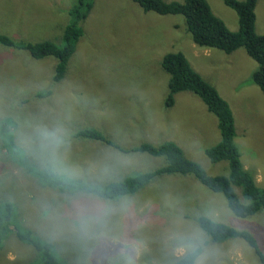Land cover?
<instances>
[{
  "label": "rangeland",
  "instance_id": "obj_1",
  "mask_svg": "<svg viewBox=\"0 0 264 264\" xmlns=\"http://www.w3.org/2000/svg\"><path fill=\"white\" fill-rule=\"evenodd\" d=\"M206 1L227 28L237 30V16L223 0ZM75 3L0 0V34L16 42L61 44ZM255 15L256 32L264 34V0H257ZM80 25L83 34L57 81L53 57L36 60L0 44V122L7 120L0 128V264H44L40 251L16 238L15 228L51 242L66 264H173L197 247L202 251L195 264H261L240 238L210 242L197 218L252 234L264 253V211L238 218L221 194L192 176H160L135 196L104 201L44 188L39 175L29 174V168L51 164L104 188L166 165L163 157L73 138L95 129L125 150L172 140L208 175H228L225 161L211 163L204 154L220 134L199 97L178 93L171 108L164 106L168 75L161 60L180 51L228 103L242 166L264 189V96L251 82L257 64L243 48L227 54L199 47L181 15L145 13L132 0H93ZM1 130L11 134L12 149ZM7 204L12 211L4 226Z\"/></svg>",
  "mask_w": 264,
  "mask_h": 264
},
{
  "label": "trees",
  "instance_id": "obj_2",
  "mask_svg": "<svg viewBox=\"0 0 264 264\" xmlns=\"http://www.w3.org/2000/svg\"><path fill=\"white\" fill-rule=\"evenodd\" d=\"M132 1L137 3L145 13L153 12L160 16L181 15L185 20L186 30L189 32L192 42L199 47L217 49L227 54L243 48L247 56L257 64L256 70L252 72L251 82L260 89L264 96V34H258L255 29L257 0H223V3L237 16L238 26L235 31L227 28L224 22L212 13L206 0ZM92 6L93 0H76L75 5L68 12L71 21L62 32L61 44L50 40L38 43L16 42L2 34H0V44L13 49L26 50L36 60L53 57L57 61L53 78L56 81L61 80L65 76L69 58L75 53L77 42L83 34L80 23L87 18ZM161 67L168 75V93L164 99L166 108H171L174 105L173 97L176 94L190 92L199 97L207 111L217 119L220 140L214 146L205 149L204 154L211 163L225 161L229 169L228 175H208L197 162L185 157L183 150L172 140L157 145L143 143L125 150L95 129L79 130L73 133V138L98 141L121 153H140L151 157H163L166 165L149 172L125 176L120 180L106 184L104 188L86 185L81 180L72 179L64 173L56 171L51 164L29 168V174L39 175L44 188L62 191L64 194L66 192L91 194L104 201L135 196L160 176H192L209 191L221 194L226 200L228 209L238 218H250L264 211V189L259 188L252 175L242 166L239 151L234 142V117L228 103L219 95L215 87L193 69L184 53L180 51L168 52L161 60ZM45 94L49 96L50 92H45L43 95ZM6 121L0 122V128L4 129ZM4 131H2L4 143L8 148H11L14 146L11 134ZM236 188L240 190L241 198L236 193ZM5 208L7 216L4 218V226H7L10 224L8 218L12 207L7 204ZM2 220L0 218V227ZM197 223L212 243L217 244L237 238L246 241L258 261L264 264V253L252 234L235 230L204 216L198 217ZM14 232L20 242L26 243L42 253L44 264H66L62 259H57L55 248L51 242L35 238L30 230L19 231L15 228ZM201 251L202 249L197 247L178 258L173 264H195Z\"/></svg>",
  "mask_w": 264,
  "mask_h": 264
}]
</instances>
